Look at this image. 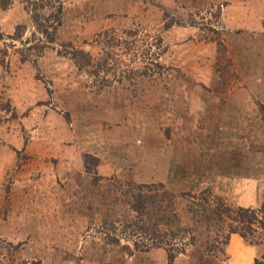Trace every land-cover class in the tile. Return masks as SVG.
<instances>
[{"label":"rangeland","instance_id":"1","mask_svg":"<svg viewBox=\"0 0 264 264\" xmlns=\"http://www.w3.org/2000/svg\"><path fill=\"white\" fill-rule=\"evenodd\" d=\"M205 189L264 206V0H0V264H252Z\"/></svg>","mask_w":264,"mask_h":264},{"label":"trees","instance_id":"2","mask_svg":"<svg viewBox=\"0 0 264 264\" xmlns=\"http://www.w3.org/2000/svg\"><path fill=\"white\" fill-rule=\"evenodd\" d=\"M38 30L45 34L47 36V29L44 27H38ZM50 40H52V36L49 37ZM162 187V184H160ZM181 197L183 195H188L190 200L197 204V200H201V203H198L200 206V210L205 213L207 209L211 211L216 218L215 221H222L226 218L229 222L226 223L227 233H225V236L223 239H225L223 242L227 243L229 234L230 233H237L242 240L247 242L250 245L256 246L260 248V253L258 256L253 258L252 264H264V233L260 234L258 229L261 231H264V208L263 205H261L260 209L252 210V209H246L240 206L235 207V209H231V207H228L222 200L216 199L213 195L210 194V191L208 189H205L203 191H200L198 194H186V193H180ZM215 199L216 201L211 200ZM194 200V201H193ZM134 208L137 210V205L132 204ZM207 212V211H206ZM229 212H232L229 214ZM261 212V216L258 217L257 213ZM254 223H258L259 225H253ZM223 225V224H222ZM217 230H221L222 227L218 226L216 224ZM260 234V235H259ZM150 242H154L153 244H163L162 241L155 239L152 240V237L150 238ZM161 242V243H160ZM134 247L138 248V245L136 242H133ZM173 247L168 248L167 252V261L168 263L173 259L174 255L172 254V251L176 247V244H172Z\"/></svg>","mask_w":264,"mask_h":264},{"label":"crops","instance_id":"3","mask_svg":"<svg viewBox=\"0 0 264 264\" xmlns=\"http://www.w3.org/2000/svg\"><path fill=\"white\" fill-rule=\"evenodd\" d=\"M231 238H232V236H230V241H231ZM233 240V239H232ZM231 245V244H230ZM233 259V258H232ZM232 264H236V263H234V259L232 260Z\"/></svg>","mask_w":264,"mask_h":264}]
</instances>
